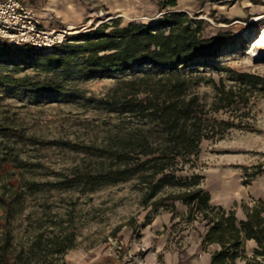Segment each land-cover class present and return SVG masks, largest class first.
Returning a JSON list of instances; mask_svg holds the SVG:
<instances>
[{"label":"trees","instance_id":"obj_1","mask_svg":"<svg viewBox=\"0 0 264 264\" xmlns=\"http://www.w3.org/2000/svg\"><path fill=\"white\" fill-rule=\"evenodd\" d=\"M157 5L169 9L154 21L103 22L42 57L49 69L70 67L87 78L152 68L116 81L108 96L116 106L115 120L106 122L100 139L84 144L40 138L15 113L0 110V264H68L64 255L77 245L70 211L54 209L46 199L30 206L31 199L129 180H135L144 203L173 210L179 201L188 207V220L198 214L208 220L205 240L221 243L211 264H232L241 255L244 239L254 238L261 247L264 200L258 199L247 220L237 224L232 210L210 204L204 175L188 173L187 168H192L204 140H219L231 129H248L251 100L264 94V75L224 67L228 79H215L193 69L229 45L227 34L204 35V21L174 9L177 0H157ZM24 46L27 55L42 56V50ZM4 53H10L9 45L0 41V54ZM202 84L211 86L210 95L197 90ZM0 86L9 93L77 92L57 80L28 74L0 72ZM52 145L90 157L56 168L26 150Z\"/></svg>","mask_w":264,"mask_h":264},{"label":"rangeland","instance_id":"obj_2","mask_svg":"<svg viewBox=\"0 0 264 264\" xmlns=\"http://www.w3.org/2000/svg\"><path fill=\"white\" fill-rule=\"evenodd\" d=\"M91 2L90 14L104 10L102 18L112 17L104 21L107 23L114 19L121 24L130 21L151 22L169 9L159 7L157 0H123L125 5L119 6L117 11L102 0ZM174 9L202 19V33L206 36L217 32L227 34L229 45L217 56L195 63L193 69L211 74L215 79L219 75L228 79L224 67L264 75V60H254L247 49L249 41L264 26V18L253 19L255 15L264 13V0H177ZM117 13L122 16H117ZM95 22H92L89 30L95 28ZM5 43L9 45L10 53L0 54V72L15 76L28 74L41 80L54 79L77 90L76 94H25L9 93L6 87L0 86V110L5 107L9 114L15 113L29 132L45 139H69L84 144L100 139L107 127L106 122L115 120L116 106L111 104L108 96L116 81L152 70L149 66H141L87 78L70 67L49 69L42 57L49 55L53 51L51 49L34 48L35 51L42 50L39 52L42 56L35 57L22 50L26 47L24 45ZM197 90L211 94L210 85L202 84ZM246 123L248 129H231L219 140H204L192 168H187V172L203 174L202 183L207 187V178H211L212 171L221 167L225 172L239 171L240 182L247 184L251 177L262 171L260 163L264 161V94L252 98ZM26 150L29 155L56 168L70 167L90 157L82 151L60 145L27 147ZM44 199L54 209L70 211L73 218L77 245L64 255L66 261L69 255L89 256L96 252L113 255L107 244L108 236H116L126 247H131L132 239L141 237L142 228L155 215L164 211L175 214V208L170 210L151 201L144 203L135 180L101 185L92 191L76 187L60 190L31 199L29 205L36 206ZM187 211L188 208L182 212L185 217Z\"/></svg>","mask_w":264,"mask_h":264},{"label":"crops","instance_id":"obj_3","mask_svg":"<svg viewBox=\"0 0 264 264\" xmlns=\"http://www.w3.org/2000/svg\"><path fill=\"white\" fill-rule=\"evenodd\" d=\"M30 6L41 26L46 28L60 27L66 24L79 26L87 20L93 0H21ZM107 5L119 10L123 0H102ZM120 6V7H119ZM48 14L51 16L48 17ZM212 171L205 187L210 195L209 202L221 206L226 211L234 212L237 224L248 218L249 208L254 200H264V170L255 174L247 184L240 182L239 171L225 172L221 167ZM180 205H179V204ZM187 205L175 203V214L164 211L155 215L145 224L140 239L148 247L145 254L146 264H211L212 255L221 249L217 240H205L209 228L208 220L200 214L188 220L184 213ZM179 214H177V212ZM264 219V211L260 213ZM131 249L136 245L131 243ZM260 247L254 238L244 239L241 255H237L232 264H264V260H256V250ZM258 254V253H257ZM68 264H135L124 258H115L96 252L95 255H69ZM230 263V261H229Z\"/></svg>","mask_w":264,"mask_h":264},{"label":"built area","instance_id":"obj_4","mask_svg":"<svg viewBox=\"0 0 264 264\" xmlns=\"http://www.w3.org/2000/svg\"><path fill=\"white\" fill-rule=\"evenodd\" d=\"M105 11L99 9L92 12L85 23L76 26L66 24L60 27L46 28L41 26L34 10L24 4L21 0H0V41L8 42L12 45H29L35 48L51 49L55 46L72 41L73 36L89 30L93 21H96L93 27L103 23L107 18L104 17ZM48 17L51 16L48 14ZM260 169L264 170V161L260 163ZM257 200L253 201V205ZM132 243L136 249L126 247L122 240L116 236H108L107 244L115 258H124L135 264H146L145 254L148 247L138 238H133ZM261 253L254 256L256 260H264V242L260 247ZM154 264H158L156 261Z\"/></svg>","mask_w":264,"mask_h":264},{"label":"bare ground","instance_id":"obj_5","mask_svg":"<svg viewBox=\"0 0 264 264\" xmlns=\"http://www.w3.org/2000/svg\"><path fill=\"white\" fill-rule=\"evenodd\" d=\"M117 16H122L117 13ZM264 18V13L255 15L254 20ZM249 54L256 61L264 60V26H262L247 44Z\"/></svg>","mask_w":264,"mask_h":264}]
</instances>
